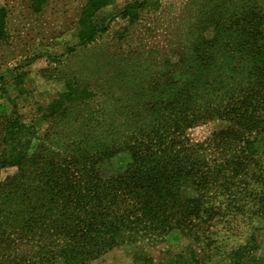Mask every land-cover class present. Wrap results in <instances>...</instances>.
Masks as SVG:
<instances>
[{
	"label": "trees",
	"instance_id": "trees-1",
	"mask_svg": "<svg viewBox=\"0 0 264 264\" xmlns=\"http://www.w3.org/2000/svg\"><path fill=\"white\" fill-rule=\"evenodd\" d=\"M185 10L167 53L137 54L118 100L90 102L114 110L50 106L0 125L2 258L14 245L35 264H91L119 245L175 230L209 243L219 224L264 217V0H190ZM101 35L89 25L77 37L84 46ZM208 123L217 128L193 143L189 130ZM120 155L126 166L114 171ZM4 169L14 172L2 179ZM254 243L250 234L232 257L263 262Z\"/></svg>",
	"mask_w": 264,
	"mask_h": 264
},
{
	"label": "rangeland",
	"instance_id": "rangeland-1",
	"mask_svg": "<svg viewBox=\"0 0 264 264\" xmlns=\"http://www.w3.org/2000/svg\"><path fill=\"white\" fill-rule=\"evenodd\" d=\"M189 1L0 0V125L13 112L30 119L34 110L50 106L55 110H114L112 103L90 102L118 100L125 89L123 78L132 75L129 68L137 54L151 61L169 51V44L176 43L175 20L185 14ZM140 2H148V7L134 12L130 7ZM89 25L97 26L102 35L82 46L77 34ZM216 128L213 123L193 128L189 139L201 143ZM126 163V156L120 155L111 160L110 167L122 171ZM13 172L4 169L2 179ZM212 230L215 241L209 243L183 237L175 230L163 242L119 245L91 264H135L137 255L138 261L148 257L153 264H240L248 256L235 258L231 251L245 245L250 234L255 237L253 254L263 257L259 264H264V217H253L248 226L222 223ZM26 246L37 251L36 245ZM13 248L5 258L0 254V264H35L22 249Z\"/></svg>",
	"mask_w": 264,
	"mask_h": 264
}]
</instances>
